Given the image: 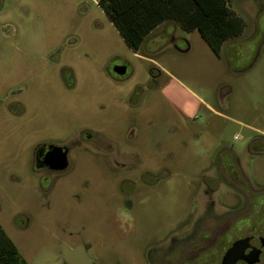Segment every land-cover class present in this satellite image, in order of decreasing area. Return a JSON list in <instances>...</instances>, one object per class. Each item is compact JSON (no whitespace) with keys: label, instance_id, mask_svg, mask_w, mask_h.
Masks as SVG:
<instances>
[{"label":"rangeland","instance_id":"374dc122","mask_svg":"<svg viewBox=\"0 0 264 264\" xmlns=\"http://www.w3.org/2000/svg\"><path fill=\"white\" fill-rule=\"evenodd\" d=\"M227 5L244 29L216 55L174 21L133 53L97 0H0V228L28 264H219L264 240V0ZM43 144L65 173L34 169Z\"/></svg>","mask_w":264,"mask_h":264},{"label":"trees","instance_id":"16d2710c","mask_svg":"<svg viewBox=\"0 0 264 264\" xmlns=\"http://www.w3.org/2000/svg\"><path fill=\"white\" fill-rule=\"evenodd\" d=\"M228 0H97L126 46L136 52L146 36L164 21L183 30H197L212 52L219 55L224 42L240 34L243 20L228 8ZM0 264H28L0 228Z\"/></svg>","mask_w":264,"mask_h":264},{"label":"water","instance_id":"95a60500","mask_svg":"<svg viewBox=\"0 0 264 264\" xmlns=\"http://www.w3.org/2000/svg\"><path fill=\"white\" fill-rule=\"evenodd\" d=\"M117 75L125 74L124 67H115L113 70ZM43 164L48 166L53 171H63L67 168V150L51 146L49 151L45 154ZM259 246L251 244V237L240 238L233 241L224 252L220 264H258L262 248L264 247V240L260 238Z\"/></svg>","mask_w":264,"mask_h":264},{"label":"flooded vegetation","instance_id":"af4514ba","mask_svg":"<svg viewBox=\"0 0 264 264\" xmlns=\"http://www.w3.org/2000/svg\"><path fill=\"white\" fill-rule=\"evenodd\" d=\"M115 67H124L125 68V74L122 75V76H119L117 75L113 70ZM112 74L114 76H116L117 78L121 79V78H125L128 74V66L126 64H123V63H119L117 65H115L113 68H112ZM156 77L154 75H152V79H155ZM154 81V80H152ZM87 143V142H85ZM51 146H57V145H52V144H43V145H40L37 147V150L35 152V156H34V162H33V167L34 169H36V171L38 172H44V173H48V174H53V175H56V174H63L65 173L69 168H70V158H69V148L65 145L63 146H57V147H61L63 148L64 150L66 149L67 150V162H68V166L65 170L63 171H53V170H50L48 166H45L43 164V160H44V156L45 154L49 151V148ZM136 181L139 183V185H145L149 188L152 187V181L150 179H146L145 176H141L139 177V179H136ZM246 237H251V244L254 240V237L252 236H246ZM245 238V237H244ZM186 240L184 239H178V243L177 245H180V246H183L185 245L186 243ZM182 251V250H181ZM262 255V253H261ZM223 256V255H222ZM261 257V256H260ZM222 259V257H221ZM220 263H221V260H220ZM219 263V264H220ZM242 263V262H241ZM165 264H170L169 262H165Z\"/></svg>","mask_w":264,"mask_h":264},{"label":"crops","instance_id":"0c3cea01","mask_svg":"<svg viewBox=\"0 0 264 264\" xmlns=\"http://www.w3.org/2000/svg\"><path fill=\"white\" fill-rule=\"evenodd\" d=\"M164 22H165V21H164ZM162 23H163V22H162ZM159 25H160V24H159ZM156 28H158V26H157ZM154 29H155V28H154ZM150 33H151V32H150ZM150 33H149V34H150ZM160 33H167V34H166V37H167V39H169V42H170V43H172V42L174 41V38H175V37H174V34H173V33H174L173 30H170L169 28L166 29V30H164V31H163V30H162V31L159 30V33H158V34H160ZM147 36H148V35H147ZM155 36H157V34H156V35H153L151 38H154ZM144 40H145V39H144ZM143 42H144V41H143ZM224 43H225V42H224ZM129 50H130V49H129ZM130 51H131V50H130ZM131 52H132V51H131ZM133 53H134V52H133ZM139 57H140V56H139ZM140 58H141V57H140ZM142 58H143V57H142ZM200 101L203 102L201 99H200ZM203 103H204V102H203ZM204 104H205V103H204ZM205 105H206L209 109H211L210 106H209L208 104H205ZM211 110H212V109H211Z\"/></svg>","mask_w":264,"mask_h":264},{"label":"built area","instance_id":"2783aa9c","mask_svg":"<svg viewBox=\"0 0 264 264\" xmlns=\"http://www.w3.org/2000/svg\"><path fill=\"white\" fill-rule=\"evenodd\" d=\"M233 139H234L235 141H237V140H240V139H241V137H240V136H238V135H235V136L233 137Z\"/></svg>","mask_w":264,"mask_h":264}]
</instances>
